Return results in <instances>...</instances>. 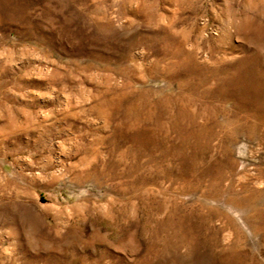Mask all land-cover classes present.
I'll use <instances>...</instances> for the list:
<instances>
[{
	"label": "rangeland",
	"instance_id": "1",
	"mask_svg": "<svg viewBox=\"0 0 264 264\" xmlns=\"http://www.w3.org/2000/svg\"><path fill=\"white\" fill-rule=\"evenodd\" d=\"M0 264H264V0H0Z\"/></svg>",
	"mask_w": 264,
	"mask_h": 264
}]
</instances>
